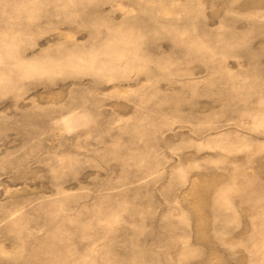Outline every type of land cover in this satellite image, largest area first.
I'll return each instance as SVG.
<instances>
[{
    "label": "rangeland",
    "instance_id": "obj_1",
    "mask_svg": "<svg viewBox=\"0 0 264 264\" xmlns=\"http://www.w3.org/2000/svg\"><path fill=\"white\" fill-rule=\"evenodd\" d=\"M0 264H264V0H0Z\"/></svg>",
    "mask_w": 264,
    "mask_h": 264
}]
</instances>
